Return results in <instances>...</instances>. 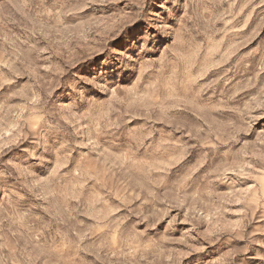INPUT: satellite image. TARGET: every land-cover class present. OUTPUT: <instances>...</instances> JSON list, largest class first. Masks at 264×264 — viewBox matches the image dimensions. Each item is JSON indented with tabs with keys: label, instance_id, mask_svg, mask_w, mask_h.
Listing matches in <instances>:
<instances>
[{
	"label": "rangeland",
	"instance_id": "obj_1",
	"mask_svg": "<svg viewBox=\"0 0 264 264\" xmlns=\"http://www.w3.org/2000/svg\"><path fill=\"white\" fill-rule=\"evenodd\" d=\"M0 264H264V0H0Z\"/></svg>",
	"mask_w": 264,
	"mask_h": 264
}]
</instances>
